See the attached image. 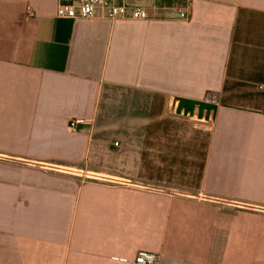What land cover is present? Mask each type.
Masks as SVG:
<instances>
[{"label":"crops","instance_id":"1","mask_svg":"<svg viewBox=\"0 0 264 264\" xmlns=\"http://www.w3.org/2000/svg\"><path fill=\"white\" fill-rule=\"evenodd\" d=\"M128 1L0 0V264H264V0Z\"/></svg>","mask_w":264,"mask_h":264},{"label":"built area","instance_id":"2","mask_svg":"<svg viewBox=\"0 0 264 264\" xmlns=\"http://www.w3.org/2000/svg\"><path fill=\"white\" fill-rule=\"evenodd\" d=\"M103 10L105 15L111 19L132 17L146 19L149 13L145 7L134 5L128 0H59L58 15L70 18H90ZM29 15H34V9L28 10ZM186 17L185 11L181 12ZM81 120L73 119L70 126L73 130L78 128ZM134 264H159V258L152 252H139L134 259Z\"/></svg>","mask_w":264,"mask_h":264},{"label":"water","instance_id":"3","mask_svg":"<svg viewBox=\"0 0 264 264\" xmlns=\"http://www.w3.org/2000/svg\"><path fill=\"white\" fill-rule=\"evenodd\" d=\"M172 110L177 114L210 119L215 116L217 104L207 100H192L187 98H175Z\"/></svg>","mask_w":264,"mask_h":264},{"label":"rangeland","instance_id":"4","mask_svg":"<svg viewBox=\"0 0 264 264\" xmlns=\"http://www.w3.org/2000/svg\"><path fill=\"white\" fill-rule=\"evenodd\" d=\"M161 1H162V0H161ZM161 1H158V2L156 3L155 8H154V10H156L157 14H162V13H163V10H164V4H163V2H161ZM166 3H167V5H168L169 0H167Z\"/></svg>","mask_w":264,"mask_h":264}]
</instances>
